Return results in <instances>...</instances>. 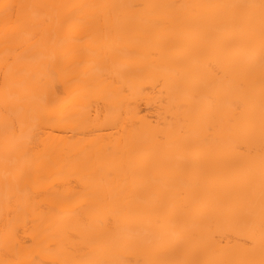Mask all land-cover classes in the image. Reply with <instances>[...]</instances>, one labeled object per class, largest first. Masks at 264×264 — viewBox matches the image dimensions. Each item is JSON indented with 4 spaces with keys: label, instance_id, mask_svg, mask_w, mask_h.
I'll use <instances>...</instances> for the list:
<instances>
[{
    "label": "bare ground",
    "instance_id": "6f19581e",
    "mask_svg": "<svg viewBox=\"0 0 264 264\" xmlns=\"http://www.w3.org/2000/svg\"><path fill=\"white\" fill-rule=\"evenodd\" d=\"M0 264H264V0H0Z\"/></svg>",
    "mask_w": 264,
    "mask_h": 264
},
{
    "label": "snow or ice",
    "instance_id": "6c2138e0",
    "mask_svg": "<svg viewBox=\"0 0 264 264\" xmlns=\"http://www.w3.org/2000/svg\"><path fill=\"white\" fill-rule=\"evenodd\" d=\"M5 7H8L7 5H5Z\"/></svg>",
    "mask_w": 264,
    "mask_h": 264
}]
</instances>
